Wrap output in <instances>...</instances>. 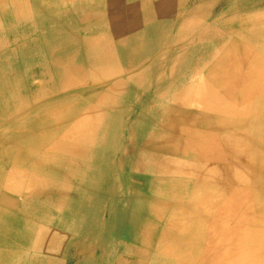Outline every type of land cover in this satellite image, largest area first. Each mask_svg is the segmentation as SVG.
Instances as JSON below:
<instances>
[{"label": "bare ground", "instance_id": "obj_1", "mask_svg": "<svg viewBox=\"0 0 264 264\" xmlns=\"http://www.w3.org/2000/svg\"><path fill=\"white\" fill-rule=\"evenodd\" d=\"M188 1L0 0V45L20 41L0 65V264H35L59 246L72 264L77 252L59 240L84 178L93 198L107 193L120 206L105 232H122L144 195L150 227L127 264H264V0L197 1L215 46L156 116L147 60ZM26 7L35 21L23 20ZM126 141L137 145L130 156ZM174 160L180 168L166 167ZM141 165L150 172L128 175L118 195L99 179Z\"/></svg>", "mask_w": 264, "mask_h": 264}, {"label": "rangeland", "instance_id": "obj_2", "mask_svg": "<svg viewBox=\"0 0 264 264\" xmlns=\"http://www.w3.org/2000/svg\"><path fill=\"white\" fill-rule=\"evenodd\" d=\"M197 1L198 0H189L188 3L186 4V7H187L186 14L178 18L176 21L174 22L172 21L171 25H163L161 23L162 24L161 31L163 35L162 34L156 35L157 45H156V51H154L153 53L154 59L147 60L153 64L147 65L148 67H150L149 70L150 69L151 70L150 72L148 70L146 73L151 74L153 78L152 80H147V81L142 80V82L144 83V85L148 86L146 90H147V93L150 94V97L151 98H154V96L157 97L156 102H158V104H156V116L162 111V108L164 106L168 105V101H170L171 99L180 98V96L182 95V92H184V87L183 85H179V83L182 81L183 78H186L187 76L190 77V81H191V78H194V75H191V71H190L191 67L202 62L201 60H203L204 55L212 52L215 46L214 40L217 37L213 35L211 32L216 29L209 28L208 25L210 24L211 20L205 17L206 15L200 9V5H199L200 1L199 2ZM222 2L223 1H219L216 4L215 8H214L215 5H213V8L215 10L213 11L214 16H215L216 10L219 9L220 11L218 10L219 11L218 13L221 12L222 10L221 7L223 6ZM22 14H23L22 16H23L24 21L33 22L35 21L34 17L38 15V12L32 10V8L30 7H26L24 13ZM156 22H160V21L157 19ZM110 30L113 34V33H117L118 31L122 32L123 29L121 25H114L111 27ZM179 30H180V33H179ZM24 34L27 35L25 39L30 37V34H27L26 32ZM3 42L4 43L3 44L1 43L0 45V57H1L0 65L8 64L10 61H12V59H14V57L12 56L13 49L11 50V46L14 44L18 45L20 43V41H18L16 43L13 42L11 44L10 42H8V40L3 41ZM202 42H203V45H202ZM10 52H11V56H10ZM171 61L174 64H172ZM174 68L177 71L176 76L175 78L171 79L169 78V76H171L170 71L172 72L173 70H175ZM169 69H172V70H169ZM158 75H161V76H158ZM148 76L150 77V75H146V74L144 75L145 78ZM141 110L144 111V109H141ZM143 111L141 112L142 115H143ZM181 115L184 116L186 120H188L189 119L188 116H192V113H186V114L184 113ZM160 122L161 120H159V118L156 117V127L159 125ZM124 143H125L124 146L127 145L129 148V150L125 149L126 151L125 154L130 156V154L135 150L137 145L131 146L130 145L131 143H129L128 141ZM123 151L124 149L122 148L121 152ZM140 153L143 156V158H148V159L150 158L149 160L152 159L151 161H153L154 159H156L157 156H159V154L156 152L147 151L144 149H142ZM165 156L166 155H161L162 160L163 158L164 160L167 158V156L166 157ZM141 162H143V164L149 163L144 160H141ZM182 164L183 162L181 163V161L174 160L173 163L171 164L166 163V167H174L175 165V167L180 168ZM142 167L143 165L140 166V171H136V172H133L132 170L131 171L124 170V168L123 169L121 168L122 170L119 172L120 174L119 176H114V173L117 167L111 168V169L108 167L105 169L104 173L99 176V179L102 181H107L110 187L111 188L113 187L118 195L120 191L123 192L122 190L125 188V185H126L125 178L127 182V179L129 177L128 175H131L137 178L139 177L141 179L142 177L143 178L145 177V175L142 174L143 172H150V169L142 170ZM127 171H130V172L128 173ZM83 181H84L83 188L78 189V187H76L75 185L73 186V189L69 195L70 197L68 198L64 206L65 210L70 215L68 226H67L68 231L66 232V235L68 237L66 236L63 237V234H61V239L59 240V243L67 241L68 248L72 251V253L77 252V255H76L77 258L74 259L75 261L74 260L71 261L72 264H87L89 261H91V264H94V262L95 264H103V263L104 264H127V262L129 261V258L131 257V254L136 253L137 250L139 249L138 248L139 244L142 243V241L139 243V240L142 237L143 232L147 231L148 228L150 227V221L147 218V215H149L148 213L149 209L148 207L145 206L146 205L145 202H142L141 200V199H144L143 198L144 195H142V198L140 199V203L138 204V207H136V209L134 210H131L129 214L125 215V220L122 223L124 227L122 229V232H120L119 234L116 233V231H108V232L106 231L105 232V227H106L105 222H110L111 224L113 223L114 226H117V223L119 224L120 220H117V219L121 218L123 215L122 212L120 211V206L117 204V201L112 196L108 195L107 193L104 194L100 192L97 195H95L93 198V193L88 190V187H87L88 185L86 184V182L89 183V179L84 178L82 179V182ZM96 208L97 210H95ZM85 209L88 211H86ZM88 212H91V213H88ZM115 213L117 215V219L109 220L110 217H112L110 214L114 215ZM73 226L75 229L73 228ZM80 235H83L84 240H87L88 242H90L89 244L90 245L93 244V246L83 243V241L80 240L81 239ZM126 242L128 245L126 244ZM91 247H94V248H91ZM85 249H87L88 251ZM64 250H65L64 247L61 248V246H59L57 250L52 252L53 255L51 254L49 258H46V255H42L40 256V258H38V260H36L35 264H65L67 254H64V253H68L69 251L66 252ZM66 264H68V261Z\"/></svg>", "mask_w": 264, "mask_h": 264}]
</instances>
